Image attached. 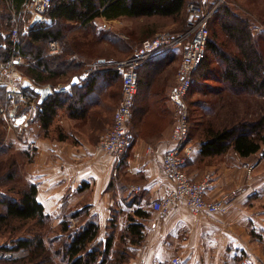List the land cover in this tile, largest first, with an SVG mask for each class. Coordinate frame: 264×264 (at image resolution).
Segmentation results:
<instances>
[{
	"label": "crops",
	"instance_id": "crops-1",
	"mask_svg": "<svg viewBox=\"0 0 264 264\" xmlns=\"http://www.w3.org/2000/svg\"><path fill=\"white\" fill-rule=\"evenodd\" d=\"M176 49L149 60L140 68V77L152 62ZM104 70L95 90L83 101L77 99V104L70 98L72 106L59 108L52 125L43 128L39 120L25 128L22 140L9 142L27 160L26 178L37 186L38 201L51 225L60 228L75 213L82 225L97 222L101 244L113 236L110 257L118 246L130 249L126 264H170L176 255L183 264H240L243 260L264 264V154L256 162L261 192L235 195L228 214H195L182 199L161 214L153 209V202L164 198L171 185L163 172L162 155L170 148L173 104L168 92L162 99L156 95V82L140 87L130 123V146L121 157L101 150L99 137L111 128L122 95L121 73ZM87 79L75 85L82 86ZM225 79L220 80L224 86L231 83ZM72 86L62 94L75 97ZM202 143L190 139L191 156L184 167L190 180L199 182L213 174L214 187L206 194L209 200L234 192L245 181L242 162L246 158L233 149L204 155ZM114 211L118 212L115 232L110 224ZM128 215L144 226L140 241L124 234Z\"/></svg>",
	"mask_w": 264,
	"mask_h": 264
},
{
	"label": "trees",
	"instance_id": "trees-1",
	"mask_svg": "<svg viewBox=\"0 0 264 264\" xmlns=\"http://www.w3.org/2000/svg\"><path fill=\"white\" fill-rule=\"evenodd\" d=\"M9 1L16 12L21 15L25 0ZM188 1L55 0L46 12L48 21L31 26L27 30L22 27L15 41L11 35L3 36L2 30L7 27L2 28L0 25V61L8 62L15 54L21 55L30 62V64H23L21 70L36 85L51 83L53 86L58 83L56 78L59 76L67 77L72 81L74 77H79L77 70L80 64L71 59L67 60L68 56L63 54L57 56L47 54V45L50 41L57 40L62 44L65 40L62 28L56 27L58 24L81 22L83 25H87L100 17L109 21L122 17L179 18L184 14ZM223 13L227 19L223 21L222 29L228 38L238 45L240 52L233 57L226 52L223 53L219 44L222 43L220 36L214 32L212 37L209 36L208 55L209 53L215 56L221 55L220 57L227 64L226 78L233 85L253 87L256 93L263 92L264 94L263 56L257 48V39L251 35L249 22L239 19L238 16L230 12L229 8H224ZM185 15L187 26L184 31L187 32L190 30V15L188 12ZM231 18L234 19L231 20ZM234 20L238 21L234 23ZM226 43L228 44V42ZM72 55L74 54L72 53ZM208 55L195 73L191 90L195 87L198 73L205 68ZM104 71L91 72L82 86H72L76 92L75 97L55 92L41 104L42 111L38 119L43 128L52 125L59 108L68 103L69 108L72 106L70 98L75 99L77 104V99L81 102L88 93L93 92L96 82L102 78ZM111 71L114 74L118 72ZM240 74L244 75L242 81L238 80ZM4 89V87L0 88V104L6 102ZM263 130L264 118L259 122L252 123L251 126L250 124H241L217 130L209 128L202 143V152L204 155H215L233 149L242 157L250 158L262 151ZM15 155L12 143L6 142L5 132L0 128V252L21 249L28 252L19 258L3 259L0 261L1 264H108L109 262L126 264L132 255L130 249L126 246H119L115 255L110 257L113 236L108 237L105 245L101 244L98 241L100 226L97 222L89 221L82 225L80 224L81 220H78L75 228H69L70 220L77 219L79 213L66 218L60 228H49L48 233L57 234L49 238L48 233L43 232L42 228L45 224L47 226L50 217L38 201L37 186L22 179L20 162ZM137 214L139 213L136 212ZM127 220L128 224L124 234L130 236L134 241H140L143 235V224L137 222L133 215H128ZM117 221L118 212L114 211L110 221L113 232H115ZM54 245L56 246L54 247Z\"/></svg>",
	"mask_w": 264,
	"mask_h": 264
},
{
	"label": "rangeland",
	"instance_id": "rangeland-1",
	"mask_svg": "<svg viewBox=\"0 0 264 264\" xmlns=\"http://www.w3.org/2000/svg\"><path fill=\"white\" fill-rule=\"evenodd\" d=\"M192 1L199 3L206 10H215L208 22L210 36L212 37L213 33L216 32L220 36V42L224 44L219 43L222 52H226L232 57L237 56L240 49L235 42L228 38V35L225 34V31L222 29L223 21L227 19L223 15L224 8H229L230 12L235 16H238L239 19H244L249 22L251 35L257 39V48L261 52L264 62V0H189L188 4ZM188 4L184 10V14L179 18L160 16L138 18L122 17L109 21L100 17L94 19L87 25H83L81 22L60 23L56 27L62 28L63 33L65 34V40L61 44L62 49L60 53L52 56L63 54L66 55V57L68 56L67 60L71 59L75 63H79L80 67L77 70L79 75L88 73L89 76L91 72L113 67L115 63L133 57L143 41L155 37L159 32H185L184 30L187 26L185 14L187 13ZM233 19L234 18H231V20ZM47 21L48 19L46 22ZM236 21L238 20H234L233 22L235 23ZM32 22V15L28 14L25 9L20 15L16 12L9 0H0V25L2 28L7 27V29L2 30L4 37L10 36L12 28L16 25L19 26L20 31L22 27L24 30H27L31 26L40 24ZM226 42H228V44ZM176 50V52L168 54L165 58H159L155 62H152V67H148L144 72H141V77L139 75L138 82L140 84L139 88L144 87L148 85V82L150 84L151 81H153L156 82L157 89H161L159 93L157 89V92H155L157 96L160 94L159 98H165L164 96L167 92L169 95L170 89L176 83L177 73L181 62V48ZM72 53L74 55H72ZM220 56H215L212 53H209L205 68L198 73L195 87L187 96L186 101L189 106L191 123L189 139L204 141L209 128L217 130L241 124H250L251 126L252 123L259 122L260 119L264 118L263 92L256 93L253 87L244 89L238 85H233L232 83H227L225 86L222 84L220 80L225 79L227 64ZM25 61L26 63L17 65L14 68L8 66L7 62L0 61V81L4 82L0 84V88H5L6 96V102L0 104V109L2 107L7 108L10 106L8 90L10 88L9 83L13 79V73L18 71V73L27 77L21 70V66L30 64L28 60L25 59ZM148 61L149 60L145 61L140 68L146 65ZM152 68L154 70H152ZM68 79L69 78L67 77L59 76L56 78L58 83L54 84L55 87L64 85L69 86L71 81ZM243 79L244 75L240 74L238 80L242 81ZM47 85L52 86L51 83H46L41 86L36 85L35 87H47ZM238 88L244 91H239L237 90ZM122 95L119 103L122 99ZM163 101L165 102V99H163ZM25 107H27V105ZM175 111L174 107V115ZM33 123L36 122L31 121V123L21 128H11L9 122L0 114V128L5 132L7 143L13 138L22 140L25 128ZM12 148L13 151L16 152L15 156L18 162H20L22 179L25 182H28L25 172L27 160L25 161L24 157L16 151V149L19 150L17 146ZM263 153L264 144L260 154L244 159V161H251L255 164V171L253 173V178L251 179L252 186H260V178L256 175V162L262 158L261 156H263ZM247 183L248 177L245 172V181L243 184L239 185L238 188L247 187ZM72 221L75 226H77L78 221L76 219H72ZM51 223L52 222H48L47 226H45L46 224L43 226V232L48 233L49 228H55ZM56 235L57 234L55 233L47 234L49 238ZM55 246L56 245H54V247ZM26 252L27 250L25 249L0 252V256L2 253H6L5 255L8 256L0 257V261L3 259H11L9 256H13L14 258L12 257V259L19 258L28 253ZM108 264L112 263L109 262Z\"/></svg>",
	"mask_w": 264,
	"mask_h": 264
},
{
	"label": "built area",
	"instance_id": "built-area-1",
	"mask_svg": "<svg viewBox=\"0 0 264 264\" xmlns=\"http://www.w3.org/2000/svg\"><path fill=\"white\" fill-rule=\"evenodd\" d=\"M54 1L25 0L24 9L28 14L32 15V23L46 22V12ZM187 12L190 15L189 31L180 33L159 32L155 37L143 41L133 57L117 62L113 67L107 68L121 73L123 95L114 113L113 124L107 132L100 136L98 147L117 157H121L126 152L133 137L130 123L134 118V104L139 90L140 66L147 60L169 53L176 48H181V62L177 80L169 92V100L176 110L170 138V148L162 155L163 172L171 182V185L164 198L153 202V209L165 215L176 201L182 199L187 202L195 214L203 213L207 217H213L215 214H228L233 208V197L235 195L258 194L261 192V186H252L251 184L255 164L251 161H243L242 168L248 177V188H237L230 194L209 200L206 198V194L214 187L213 174L208 173L201 181L194 182L190 180L184 169L191 156L189 148L190 111L186 100L192 89L195 73L208 55L210 36L208 22L215 10H206L199 3L192 1L188 4ZM18 34L19 26L16 25L12 28L10 34L14 41L17 39ZM61 49V42L52 40L48 45V55L58 54ZM25 62L21 55L15 54L7 62V65L14 68ZM87 77L88 73L83 74L82 78H79V82ZM25 82L29 83L27 87L24 86ZM1 83L4 82L0 81ZM9 86L8 98L10 99V106L0 109L2 117L4 116L9 122L11 128L24 127L31 121L37 122L42 107L39 103V96L33 91L36 83L17 71L13 73V79ZM70 86L64 85L54 88L51 85H47L53 93L66 92ZM26 105L27 107H25ZM135 190L141 191V188L137 187ZM74 227L75 224L70 220L69 228L72 229ZM5 254L2 253L0 257H8ZM12 257L9 256L11 259ZM170 264H183V260L179 255H176L171 259ZM241 264H247V261L243 260Z\"/></svg>",
	"mask_w": 264,
	"mask_h": 264
},
{
	"label": "water",
	"instance_id": "water-1",
	"mask_svg": "<svg viewBox=\"0 0 264 264\" xmlns=\"http://www.w3.org/2000/svg\"><path fill=\"white\" fill-rule=\"evenodd\" d=\"M78 82H79L78 76L74 77L71 82V86L77 84ZM25 85H29V83L25 82ZM34 91L36 94L40 96L39 99L40 104H43L53 94L50 87H35Z\"/></svg>",
	"mask_w": 264,
	"mask_h": 264
}]
</instances>
